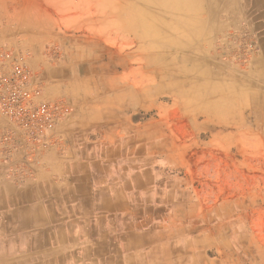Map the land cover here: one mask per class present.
<instances>
[{
    "label": "rangeland",
    "instance_id": "374dc122",
    "mask_svg": "<svg viewBox=\"0 0 264 264\" xmlns=\"http://www.w3.org/2000/svg\"><path fill=\"white\" fill-rule=\"evenodd\" d=\"M197 2L27 0L0 42L28 53L46 98L82 114L76 144L109 177L150 173L172 264H264V24L228 13L238 0Z\"/></svg>",
    "mask_w": 264,
    "mask_h": 264
},
{
    "label": "crops",
    "instance_id": "0c3cea01",
    "mask_svg": "<svg viewBox=\"0 0 264 264\" xmlns=\"http://www.w3.org/2000/svg\"><path fill=\"white\" fill-rule=\"evenodd\" d=\"M9 1L18 3L16 9ZM25 2L0 0V41L14 36L10 23ZM237 4L228 13L251 14L264 24V0ZM256 73L264 79L263 69ZM81 118L71 108L56 129L57 145L40 155L22 181L8 172L0 155V264H148V252L157 247L161 255L151 258L163 261L155 264H172L171 246L164 249L165 235H156L153 223L164 210L165 194L157 198L150 190L148 172L146 182L138 169L128 180L122 172L109 177L107 159L76 144L75 120ZM9 126L0 115V133Z\"/></svg>",
    "mask_w": 264,
    "mask_h": 264
},
{
    "label": "built area",
    "instance_id": "2783aa9c",
    "mask_svg": "<svg viewBox=\"0 0 264 264\" xmlns=\"http://www.w3.org/2000/svg\"><path fill=\"white\" fill-rule=\"evenodd\" d=\"M71 112L67 103L45 97L28 53L0 42V115L10 123L0 133V155L22 181L40 155L55 143L56 129Z\"/></svg>",
    "mask_w": 264,
    "mask_h": 264
},
{
    "label": "bare ground",
    "instance_id": "6f19581e",
    "mask_svg": "<svg viewBox=\"0 0 264 264\" xmlns=\"http://www.w3.org/2000/svg\"><path fill=\"white\" fill-rule=\"evenodd\" d=\"M152 1H154V2H156V3H158V4H162V5H165V4H169V2L170 3H172V4H174V5H177V6H181V5H183V6H187L186 8H189V7H191V3H193L192 4V7L194 8V7H198L199 6V2H197V0L196 1H192V0H152ZM209 2V1H208ZM221 2V1H220ZM210 3V2H209ZM209 3H208V5H209ZM232 3H233V1H232ZM171 4V5H172ZM234 7H235V5H234ZM210 9H211V6H210ZM217 10V9H216ZM240 10H241V8H240ZM208 11V10H207ZM234 11H235V9H234ZM242 11V10H241ZM242 13V12H241ZM243 14V13H242ZM133 15H135V13L133 14ZM235 15H237V14H235ZM135 18L132 20V24L134 25V26H136L137 28H141V33L144 35V34H155V30H156V28L154 27V25L152 26V24L151 23H149V22H146L145 21V19H144V17L142 16V15H138V16H134ZM210 18V17H209ZM148 19H149V17H148ZM151 21V20H150ZM134 22H135V24H134ZM139 28V29H140ZM260 75V74H259ZM263 78V77H262ZM261 103V106H264V100H263V102H260ZM263 108V107H262Z\"/></svg>",
    "mask_w": 264,
    "mask_h": 264
}]
</instances>
